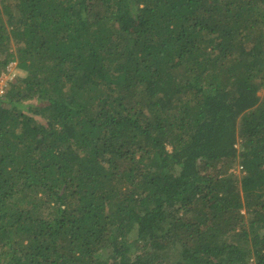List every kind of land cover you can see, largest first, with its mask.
<instances>
[{
    "label": "trees",
    "instance_id": "obj_1",
    "mask_svg": "<svg viewBox=\"0 0 264 264\" xmlns=\"http://www.w3.org/2000/svg\"><path fill=\"white\" fill-rule=\"evenodd\" d=\"M13 63L0 264H264V0H0Z\"/></svg>",
    "mask_w": 264,
    "mask_h": 264
},
{
    "label": "rangeland",
    "instance_id": "obj_2",
    "mask_svg": "<svg viewBox=\"0 0 264 264\" xmlns=\"http://www.w3.org/2000/svg\"><path fill=\"white\" fill-rule=\"evenodd\" d=\"M19 73L20 72L17 70L16 63L13 64V66H9L6 72L3 73V75L0 77V94H2V91L4 92L3 88L9 85V82L17 78ZM260 94H263V91H261ZM232 171L235 173H239V168Z\"/></svg>",
    "mask_w": 264,
    "mask_h": 264
},
{
    "label": "built area",
    "instance_id": "obj_3",
    "mask_svg": "<svg viewBox=\"0 0 264 264\" xmlns=\"http://www.w3.org/2000/svg\"><path fill=\"white\" fill-rule=\"evenodd\" d=\"M13 64H15V63H13ZM13 64H11L12 66H13ZM9 68V67H8ZM4 89V88H3ZM4 92L2 91V94H3ZM1 95V94H0Z\"/></svg>",
    "mask_w": 264,
    "mask_h": 264
}]
</instances>
